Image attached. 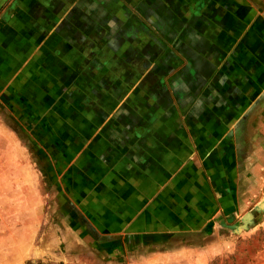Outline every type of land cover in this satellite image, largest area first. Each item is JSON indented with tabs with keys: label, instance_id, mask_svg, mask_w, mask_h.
I'll return each mask as SVG.
<instances>
[{
	"label": "rangeland",
	"instance_id": "374dc122",
	"mask_svg": "<svg viewBox=\"0 0 264 264\" xmlns=\"http://www.w3.org/2000/svg\"><path fill=\"white\" fill-rule=\"evenodd\" d=\"M189 1L188 17L158 3L171 16H146L148 31L135 22L107 35L86 16L76 25L90 32L64 25L58 0H0V264H264V211L252 213L264 201V0ZM185 37L194 88L202 76L220 92L257 90L239 109L240 209L222 210L191 156L178 160L176 141L155 133L178 102L201 124L223 113L219 98L202 108L155 93V48ZM112 40L137 57L89 61Z\"/></svg>",
	"mask_w": 264,
	"mask_h": 264
},
{
	"label": "crops",
	"instance_id": "0c3cea01",
	"mask_svg": "<svg viewBox=\"0 0 264 264\" xmlns=\"http://www.w3.org/2000/svg\"><path fill=\"white\" fill-rule=\"evenodd\" d=\"M64 5V11L62 16L65 19L64 25L69 24L75 32L85 33L90 32L85 30L86 26H77L78 19L82 16H86L91 21V27L95 28V33L98 34H122V27L126 25L131 27L130 33H134L136 23H143L147 26V31L150 29L148 22L144 19L147 17H169L171 14L157 13L159 4L164 5L167 11L173 8L181 9L182 14H174L175 17H188L189 0H58ZM158 4V5H156ZM155 6L157 8H155ZM61 12V11H60ZM62 17V18H63ZM136 22V23H135ZM167 23L163 21L162 24ZM93 24V25H92ZM151 24V23H150ZM155 25V24H154ZM133 28V29H132ZM191 26L186 27V29ZM162 32V31H160ZM189 39L187 37L178 40L177 42L169 41V44L162 43L155 48V93H185L181 96L187 98H201L203 101L199 102V106L205 108L206 99L219 98L220 107H223V113L218 115H208L202 118V124L198 122L196 112L188 109L189 101L185 100L181 102L179 106L167 109L162 120L155 125L156 130H166V133L170 134V141L175 142V153L178 160H185L191 156V161L196 163L193 165L194 170H201L204 172V177L207 176L211 179L212 189L207 193L213 198L216 195V201L221 202V209L227 208L240 209V201L238 198L239 190L236 185L241 178V171L239 162L236 163L238 154L241 152L239 147L241 145V137L238 136V132L243 127L240 120L241 107L252 108L257 102V90L250 84L249 90L242 92L241 88L227 89L222 87L221 92L217 89L210 87L209 79L202 78L201 89L194 88L193 86V71H194V57L193 51L190 53ZM134 46V47H133ZM137 45L128 44L125 46L115 45L112 41H106L100 43L95 48L89 49L92 58L89 60L96 61L97 64L107 65V69L114 65V61L119 62L117 65H122L127 58L131 50H135L133 55L137 57ZM95 57L96 59H93ZM99 61V62H98ZM134 62V60H133ZM176 68V69H175ZM111 70V69H110ZM110 72V71H108ZM114 74V73H112ZM120 80V79H118ZM106 81L113 82L112 77H106ZM123 81V78H122ZM196 81V82H197ZM198 83V82H197ZM254 87V88H253ZM232 88V87H231ZM253 88V89H252ZM108 92V91H106ZM174 96L175 95H171ZM177 97V95H176ZM245 99V101H243ZM255 100V101H254ZM209 101V100H208ZM227 107H230L228 110ZM192 108V106H191ZM201 113H205L202 111ZM213 119L214 122L211 126H204L205 123ZM237 131V133H236ZM240 139V140H238ZM172 145V144H171ZM184 146L185 157H181V147ZM230 152V159L227 160L223 157V152ZM240 151V152H239ZM184 155V154H183ZM233 156V157H232ZM226 176L228 181H225ZM227 183V184H226ZM260 184V183H259ZM228 186V190H226ZM255 187L251 192L258 193L262 190V186L258 183L253 184ZM257 187V189H256ZM212 195V196H211ZM228 198H227V196ZM239 201L238 202H236ZM228 201V202H226ZM227 203H229L227 205ZM234 205V207L231 206ZM237 204V206H235ZM220 207V206H219Z\"/></svg>",
	"mask_w": 264,
	"mask_h": 264
},
{
	"label": "bare ground",
	"instance_id": "6f19581e",
	"mask_svg": "<svg viewBox=\"0 0 264 264\" xmlns=\"http://www.w3.org/2000/svg\"><path fill=\"white\" fill-rule=\"evenodd\" d=\"M264 211V201H262L259 205L256 206V209L252 212L254 214V217L256 216V214L260 213V212H263ZM253 214L251 213H248L247 215L244 216V222L245 223H248L247 226L244 228L247 229L248 225H250V223L252 224L254 222V219L253 218ZM253 219V220H252ZM252 220V221H251ZM243 222V223H244ZM244 225V224H243ZM240 227V226H239ZM237 227V228H239ZM243 228V229H244ZM235 231H236V228H235Z\"/></svg>",
	"mask_w": 264,
	"mask_h": 264
},
{
	"label": "flooded vegetation",
	"instance_id": "af4514ba",
	"mask_svg": "<svg viewBox=\"0 0 264 264\" xmlns=\"http://www.w3.org/2000/svg\"><path fill=\"white\" fill-rule=\"evenodd\" d=\"M198 1H201V3H203L204 2V0H198ZM190 9H192L191 7H189Z\"/></svg>",
	"mask_w": 264,
	"mask_h": 264
},
{
	"label": "water",
	"instance_id": "95a60500",
	"mask_svg": "<svg viewBox=\"0 0 264 264\" xmlns=\"http://www.w3.org/2000/svg\"><path fill=\"white\" fill-rule=\"evenodd\" d=\"M251 224V223H250Z\"/></svg>",
	"mask_w": 264,
	"mask_h": 264
}]
</instances>
